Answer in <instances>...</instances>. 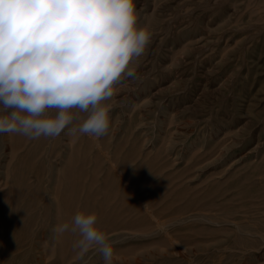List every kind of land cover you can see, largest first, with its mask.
<instances>
[{
    "label": "rangeland",
    "instance_id": "obj_1",
    "mask_svg": "<svg viewBox=\"0 0 264 264\" xmlns=\"http://www.w3.org/2000/svg\"><path fill=\"white\" fill-rule=\"evenodd\" d=\"M135 5L107 135L0 134V264H104L53 231L78 211L112 264H264V0Z\"/></svg>",
    "mask_w": 264,
    "mask_h": 264
},
{
    "label": "clouds",
    "instance_id": "obj_2",
    "mask_svg": "<svg viewBox=\"0 0 264 264\" xmlns=\"http://www.w3.org/2000/svg\"><path fill=\"white\" fill-rule=\"evenodd\" d=\"M137 20L135 0H0V134L107 135L108 101L136 77L132 61L151 40ZM53 231L75 237L78 256L96 250L112 264L95 213L78 211Z\"/></svg>",
    "mask_w": 264,
    "mask_h": 264
},
{
    "label": "bare ground",
    "instance_id": "obj_3",
    "mask_svg": "<svg viewBox=\"0 0 264 264\" xmlns=\"http://www.w3.org/2000/svg\"><path fill=\"white\" fill-rule=\"evenodd\" d=\"M250 3V2H249ZM258 3V2H257ZM251 4V3H250ZM263 4V3H262ZM251 6V5H250ZM263 6V5H262ZM258 7V6H257ZM253 8V7H252ZM259 8V7H258ZM256 9V6H255ZM263 9V8H262ZM264 10V9H263ZM262 12V11H261ZM256 13V12H255ZM261 17V16H260ZM264 20V19H263ZM261 21V20H260ZM259 22V21H258ZM259 24V23H258ZM257 25V24H256ZM142 71V70H141ZM158 86V85H157ZM161 89V88H160Z\"/></svg>",
    "mask_w": 264,
    "mask_h": 264
}]
</instances>
